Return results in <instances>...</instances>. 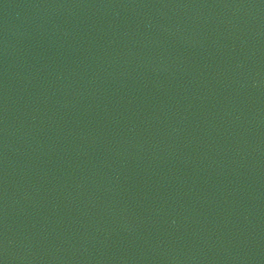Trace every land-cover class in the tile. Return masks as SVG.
Instances as JSON below:
<instances>
[{
    "label": "water",
    "instance_id": "obj_1",
    "mask_svg": "<svg viewBox=\"0 0 264 264\" xmlns=\"http://www.w3.org/2000/svg\"><path fill=\"white\" fill-rule=\"evenodd\" d=\"M0 264H264V0H0Z\"/></svg>",
    "mask_w": 264,
    "mask_h": 264
}]
</instances>
